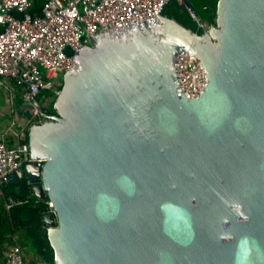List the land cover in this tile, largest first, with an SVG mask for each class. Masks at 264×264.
Returning a JSON list of instances; mask_svg holds the SVG:
<instances>
[{"label":"water","instance_id":"obj_1","mask_svg":"<svg viewBox=\"0 0 264 264\" xmlns=\"http://www.w3.org/2000/svg\"><path fill=\"white\" fill-rule=\"evenodd\" d=\"M182 1L201 33L168 3L79 46L52 112L35 101L45 162L26 171L54 203L57 264H264V0H218L213 25ZM181 51L208 74L200 97Z\"/></svg>","mask_w":264,"mask_h":264},{"label":"built area","instance_id":"obj_2","mask_svg":"<svg viewBox=\"0 0 264 264\" xmlns=\"http://www.w3.org/2000/svg\"><path fill=\"white\" fill-rule=\"evenodd\" d=\"M171 1L48 0L42 13H34L33 0H0V25L6 27L0 34V88H8V80L15 82L21 87L25 104L38 112L35 101L43 91L61 93L57 86L62 82L58 78L62 72L73 70L79 46L96 47L98 36L106 32L110 36L156 16ZM200 62L190 51H181L174 58L181 93H188V99L197 98V93L200 97L209 83ZM15 97L14 93L12 98ZM11 131L14 141L7 134H0V191L13 177H23L29 163L45 162L31 159L26 129ZM17 203L10 198L8 208ZM47 203L50 213L56 214L53 201L49 199ZM5 264L48 263L27 260L22 247L16 244L8 251Z\"/></svg>","mask_w":264,"mask_h":264},{"label":"trees","instance_id":"obj_3","mask_svg":"<svg viewBox=\"0 0 264 264\" xmlns=\"http://www.w3.org/2000/svg\"><path fill=\"white\" fill-rule=\"evenodd\" d=\"M47 1L33 0V12L42 13ZM191 2L205 23L216 24L218 0H191ZM164 13L170 17L177 18L187 27H191L200 33L202 32L197 21L185 8L182 0L171 1L165 7ZM5 30L6 27L0 25V34ZM12 85L17 90L16 103L23 106L25 101L21 93V87L13 81ZM57 87L62 90L63 82ZM57 97L56 92L53 89H49L43 91L38 100L43 105L45 103L49 109H53ZM23 113L27 114L29 118L33 117L29 111L24 109ZM25 141L29 142V129H26ZM10 198H13L18 203L8 208ZM48 200V198L40 199L37 197L34 185L27 173L3 187L2 191H0V264L6 263L7 250L9 246L14 244L13 238L15 236H17L23 248L26 251H31L38 260L48 264H56L55 251L49 240L48 229L56 225L57 222L51 225L46 221V214L50 213ZM52 215L56 219V214L52 213Z\"/></svg>","mask_w":264,"mask_h":264},{"label":"crops","instance_id":"obj_4","mask_svg":"<svg viewBox=\"0 0 264 264\" xmlns=\"http://www.w3.org/2000/svg\"><path fill=\"white\" fill-rule=\"evenodd\" d=\"M6 84L8 85V88H0V134H7L8 138L11 141H14L15 136L11 131V129H15V126L13 127L14 121H24L29 117L27 114L23 113L24 108L16 103L15 98H12L14 93L17 96V90L16 87L12 85V81L8 80ZM13 240L15 242L9 246L7 253L14 245L19 244L22 247L27 260H38L31 251H26L23 248V246L19 243L17 236H15Z\"/></svg>","mask_w":264,"mask_h":264},{"label":"rangeland","instance_id":"obj_5","mask_svg":"<svg viewBox=\"0 0 264 264\" xmlns=\"http://www.w3.org/2000/svg\"><path fill=\"white\" fill-rule=\"evenodd\" d=\"M61 74L63 75L64 73L62 72ZM62 75H60V77L58 78V81H60V82H63V79H64L63 78L64 76H62ZM48 102H49V100H48ZM23 105H26V104H23ZM35 118H36V116H34L33 118H26L24 121L23 120H20V121L19 120H16V121H14V123H15V125H14L15 126V129L16 130L29 129L30 126L33 123L37 122V120Z\"/></svg>","mask_w":264,"mask_h":264},{"label":"flooded vegetation","instance_id":"obj_6","mask_svg":"<svg viewBox=\"0 0 264 264\" xmlns=\"http://www.w3.org/2000/svg\"><path fill=\"white\" fill-rule=\"evenodd\" d=\"M207 9H208V7H207ZM44 106H45V109L47 110V112H49V111L52 112L53 109H49L45 104H44ZM22 107L24 108L25 111H29L30 113H33L36 116L35 119L37 120V122H41V121L45 120V118L40 113L38 108H37L38 112H36V108L30 104L23 105Z\"/></svg>","mask_w":264,"mask_h":264}]
</instances>
